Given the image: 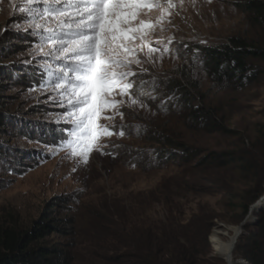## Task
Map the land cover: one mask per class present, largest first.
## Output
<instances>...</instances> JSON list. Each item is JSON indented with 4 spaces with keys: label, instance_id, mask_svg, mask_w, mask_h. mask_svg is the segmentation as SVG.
I'll use <instances>...</instances> for the list:
<instances>
[{
    "label": "rangeland",
    "instance_id": "rangeland-1",
    "mask_svg": "<svg viewBox=\"0 0 264 264\" xmlns=\"http://www.w3.org/2000/svg\"><path fill=\"white\" fill-rule=\"evenodd\" d=\"M144 2L166 5L167 0ZM18 3L0 0V109L13 118L6 121L9 131L0 136V223L30 229L52 204H59V217L73 218L75 235L54 233L44 240L46 245L60 244L71 255L72 264H126L122 256L129 250L114 241L123 229L155 228L172 219L189 223L205 216L213 218V256L230 264L215 249L213 236L226 229L230 236L242 226L235 225L238 215L229 209L218 183L227 179L238 192H244L252 184L253 173L247 180L236 171L205 169L194 175L190 166L160 162L157 152L163 147L149 136L151 132L164 134L201 156L242 152L253 160V143L264 124V58L251 61L255 82L239 88L226 81L215 83L194 55L203 47L230 44L234 38L264 49V22H252L237 0H171L175 7L170 14L166 6L144 12L142 18L156 25L150 33L153 46L168 51L162 58L154 53V60L149 61L145 44L140 58L141 68L147 71L133 68L138 73L137 84L143 81V94L160 96L162 86L156 80L183 78L199 89L205 104L231 133L193 128L184 109L166 111L143 101L145 107L125 104L119 109L123 118L119 112L104 113L106 118L100 123L114 134L100 137L85 165L79 156L68 158V149L57 152L73 126L65 119L66 109L60 106L56 91L40 86L47 79L45 63L60 62L48 55L51 42L32 34L33 29L16 11ZM37 69L40 75L27 73H38ZM121 126L123 136L119 135ZM260 153L264 179V150ZM193 183L208 191L191 193ZM262 208L264 203L257 210Z\"/></svg>",
    "mask_w": 264,
    "mask_h": 264
},
{
    "label": "trees",
    "instance_id": "trees-1",
    "mask_svg": "<svg viewBox=\"0 0 264 264\" xmlns=\"http://www.w3.org/2000/svg\"><path fill=\"white\" fill-rule=\"evenodd\" d=\"M237 3L241 5L243 12L249 14L252 22H264V0H237ZM254 58H264V49H255L245 40L235 38L230 40V44L203 47L194 55V61L206 66L215 83L226 81L228 86L239 88L255 82L257 74L251 63ZM37 71L38 73H27L40 75V69ZM154 83L162 86V95L154 97L142 93L141 101L166 111L184 109L188 114V121L195 129L209 133H231L218 114L205 104L197 87L175 76H167L161 82L156 80ZM2 98L0 95V100ZM11 119L13 118L0 109V136L9 131L6 121ZM149 137L151 142L163 147L157 152L160 162L180 167L190 166L194 175L205 169L236 171L242 179L247 180L251 179L249 175L253 173L250 181L252 184L247 191L238 192L227 179L218 185L223 187L219 190L229 209L238 215L235 225L242 226L250 215L254 217L245 225L244 233L237 241L234 259L246 264H264V208L260 211L255 209L252 213V208L264 198L260 153L264 150V124L257 131V138L253 143V160L242 152H214L201 156L192 148L177 143L164 134L151 132ZM0 153L3 154L1 146ZM204 191L208 190L203 185L191 184V193ZM59 207L62 206L52 204L43 219L30 229L0 223V264H72L71 255L61 249L60 244L49 246L44 243L54 233L75 235L72 232L75 223L73 218H60L61 213L57 212ZM212 220L213 218L204 216L189 223L172 219L155 228H125L123 234L115 236L114 241H121L129 250L126 256H122L127 259L126 264H222L219 258L213 256L210 243ZM224 262L227 264L225 260Z\"/></svg>",
    "mask_w": 264,
    "mask_h": 264
},
{
    "label": "snow or ice",
    "instance_id": "snow-or-ice-1",
    "mask_svg": "<svg viewBox=\"0 0 264 264\" xmlns=\"http://www.w3.org/2000/svg\"><path fill=\"white\" fill-rule=\"evenodd\" d=\"M165 6L170 14L171 0L166 5L144 0H19L16 11L33 35L51 42L48 55L60 62L45 63L47 79L40 86L56 91L60 106L66 109L65 119L73 126L57 152L68 149V158L79 156V162L86 165L100 137L114 134L100 123L106 118L104 113L119 112L125 104L145 107L143 81L137 84L133 68L147 71L141 68L140 58L145 44L149 61L154 60V53L162 58L168 48L153 46L150 33L156 25L142 15ZM119 115L123 118L122 112Z\"/></svg>",
    "mask_w": 264,
    "mask_h": 264
},
{
    "label": "bare ground",
    "instance_id": "bare-ground-1",
    "mask_svg": "<svg viewBox=\"0 0 264 264\" xmlns=\"http://www.w3.org/2000/svg\"><path fill=\"white\" fill-rule=\"evenodd\" d=\"M175 4V3H174ZM175 7V6H174ZM180 12V11H179ZM181 13V12H180ZM262 203H264V198L252 208V213L254 210L258 209L261 207ZM252 215L249 216L248 220L246 221V225L249 223V220L251 219ZM244 229L242 231L239 229V233H234L229 236V233L226 231H230L229 229L226 230H217L215 232V235L213 236V244L215 246V249L217 250L218 253H221L226 257V259L229 261L230 264H239L240 262L235 260L233 255H234V250L237 244L238 239L241 237V235L244 233ZM242 231V234H241ZM228 237L227 241L222 240V237Z\"/></svg>",
    "mask_w": 264,
    "mask_h": 264
},
{
    "label": "water",
    "instance_id": "water-1",
    "mask_svg": "<svg viewBox=\"0 0 264 264\" xmlns=\"http://www.w3.org/2000/svg\"><path fill=\"white\" fill-rule=\"evenodd\" d=\"M245 225H246V222L242 225V231H243V228L245 227ZM242 231H241V234H242ZM239 264H241V263H239Z\"/></svg>",
    "mask_w": 264,
    "mask_h": 264
}]
</instances>
